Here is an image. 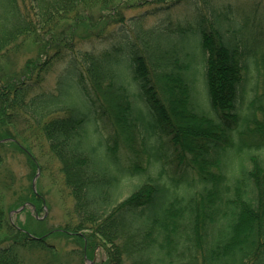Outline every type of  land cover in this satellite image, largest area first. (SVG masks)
I'll return each mask as SVG.
<instances>
[{"label": "trees", "instance_id": "obj_1", "mask_svg": "<svg viewBox=\"0 0 264 264\" xmlns=\"http://www.w3.org/2000/svg\"><path fill=\"white\" fill-rule=\"evenodd\" d=\"M115 1L0 0V61ZM152 1L158 24L145 29L137 18L132 34L111 30L112 47L72 58L57 93L37 92L41 65L19 82L0 69V129L23 116L40 132L73 202L55 234L77 238L89 258L98 249L102 264H264V12L233 11L264 0ZM68 89L81 108L66 101ZM131 179L139 182L121 198ZM27 202L42 206L32 193ZM3 229L16 239L0 247V264H24L18 247L47 248L8 223L0 195Z\"/></svg>", "mask_w": 264, "mask_h": 264}, {"label": "rangeland", "instance_id": "obj_2", "mask_svg": "<svg viewBox=\"0 0 264 264\" xmlns=\"http://www.w3.org/2000/svg\"><path fill=\"white\" fill-rule=\"evenodd\" d=\"M239 3L233 8L236 13L247 15L253 11L264 12V3L249 5L245 1ZM154 5L155 2L152 0H122L95 5L88 13L72 16L70 20L58 23L48 32H38L34 34L37 36L26 38L15 50L2 58L0 69L6 74L7 80L11 78V81L19 82L25 79V75H36L38 72L36 65H41L40 71L46 70L40 72L42 84L37 92L57 93L59 78L67 71L72 58L86 51L98 54L112 47L110 45L116 40L106 36L111 30L119 32L122 29L132 34L134 28L130 21L137 18L143 19L145 29L158 24L162 18L158 15L161 10L154 9ZM181 7L184 8L182 12L178 11ZM181 7L171 11L172 25H176L177 11L180 19L184 17L183 13L187 12L185 9L187 6ZM208 50L212 52L214 48L210 47ZM51 56L53 58L47 61ZM198 69L201 78L198 91L201 98L205 99L201 82L203 71L201 62ZM66 97V101L70 100L80 106L79 108L83 106V100L73 90L68 89ZM244 103L248 105L247 100H244ZM172 106L174 110L179 109L176 103ZM176 111L177 114L173 112V115L178 122L184 123L187 120L185 114L180 110ZM62 115L63 113H58L52 116ZM10 122L12 124H7L3 130L0 129V142L14 140L19 150L10 145L0 148L3 158L0 167L2 205L10 225L27 233L33 239L45 237L47 247L46 250L34 249L32 244L18 247L16 251L19 257L24 264H102L104 256L100 250H94V257L91 259L83 253L82 245L77 238L55 234L58 229L63 230L71 222L73 205L68 190L63 186L60 164L49 154L46 143L31 121L20 116L12 118ZM138 182L136 179L124 182L121 198L127 197ZM31 193L42 199V206L30 202L20 205L31 199ZM15 237L13 230H1L0 247L7 246L9 239H16Z\"/></svg>", "mask_w": 264, "mask_h": 264}, {"label": "water", "instance_id": "obj_3", "mask_svg": "<svg viewBox=\"0 0 264 264\" xmlns=\"http://www.w3.org/2000/svg\"><path fill=\"white\" fill-rule=\"evenodd\" d=\"M37 240H40V239H37Z\"/></svg>", "mask_w": 264, "mask_h": 264}]
</instances>
